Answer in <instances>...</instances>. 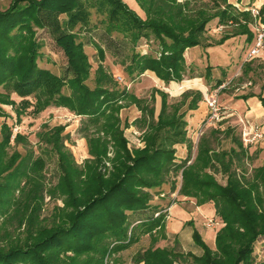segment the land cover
<instances>
[{"label": "trees", "instance_id": "1", "mask_svg": "<svg viewBox=\"0 0 264 264\" xmlns=\"http://www.w3.org/2000/svg\"><path fill=\"white\" fill-rule=\"evenodd\" d=\"M136 2L145 18L123 0H12L7 9L0 6V90L5 91L0 103L16 108L19 119L30 110L37 115L50 108L68 109L82 118L79 133L89 155L83 165L77 163L66 145L70 135L64 134L65 126L41 133L40 141L57 155L60 172L58 182L48 185L43 176L46 159L32 152L23 156L18 150L10 154L13 145L27 142L26 137L18 133L13 138L14 127L7 123L0 127V264H120L117 254L143 236H150L152 245L137 253L133 264H176L188 258L194 264L255 263V244L264 237V165L247 176V151L230 129L213 130L201 138L197 157L189 164L193 144L186 117L199 109L203 92L187 91L180 102L170 104L168 94L157 91L162 100L156 116L155 107L122 88L102 65L90 88L92 64L77 29L90 25L91 9H96L106 16L110 35H121L132 45L129 63L125 62L128 77L136 80L149 72L170 84L184 79L188 50L238 36L253 43L255 31L249 24L257 21L250 11L234 9L229 0H213V8L194 12L190 0ZM216 19L221 26H238L210 42L207 26ZM259 20L264 22V3ZM37 29L47 30L64 52L65 76L40 67L43 44ZM151 40L158 43V51H136L152 48ZM98 51L104 57L101 47ZM249 71L247 65L245 75ZM13 93L20 103L12 99ZM250 97H257L264 107L261 94L244 99ZM130 105L142 113L133 125L143 132L144 148H130L126 137L130 124H123L121 112ZM224 133L237 148L221 149ZM177 145H186L189 153L180 162ZM110 153L114 157H108ZM179 174L180 196L195 199L197 206L213 203L224 223L215 249L194 228L192 237L202 255L155 248L168 236L167 214L153 200ZM218 174L226 177L225 185L216 180ZM172 184L174 193L177 183ZM156 189L160 191L154 194ZM47 197L55 203L52 209H47ZM135 215L141 218L132 219Z\"/></svg>", "mask_w": 264, "mask_h": 264}, {"label": "rangeland", "instance_id": "2", "mask_svg": "<svg viewBox=\"0 0 264 264\" xmlns=\"http://www.w3.org/2000/svg\"><path fill=\"white\" fill-rule=\"evenodd\" d=\"M12 0H0V6L3 10L7 9ZM133 10H135L139 16L145 18L144 12L138 5L136 0H123ZM182 1V0H181ZM244 1V2H243ZM192 12L200 8H213V0H190ZM234 9L240 12H249L250 5L245 0H229ZM248 9V10H247ZM66 17L62 16L64 20ZM106 16L99 14L96 9H91L90 25L88 27H79V40L84 43L85 50L89 56V60L92 64V76L88 82L90 88L95 86V72L100 65L114 74L118 82L122 85V88L136 95L139 99L146 100V103L156 108V116L161 109V95L157 91H162L168 94V101L170 104L180 102L183 98V94L187 91L200 90L204 94V101L200 103L199 108H204L206 115L200 120L194 117V123L191 118L196 114V111H191L187 114V136L193 144L192 158L189 164L197 157L198 146L204 136L210 134L213 130H221L226 132L227 129L232 130L233 135L240 138V121L239 116H247L251 121L259 123L264 130V114L258 115L255 104L258 103L257 97H250V99H244V96L250 95H262L264 97V60H253L247 62V54L252 47L253 43L247 42L246 36H238L236 38H230L220 44H214L209 47H195L186 52L187 72L184 79L181 82H172L166 84L158 80L153 74L146 73L143 76L132 80L125 73L126 64L129 63V56L132 53V45L127 39L116 33L110 35L106 26ZM241 22L245 21L241 19ZM232 24V23H231ZM255 24V23H254ZM254 24H249L250 29L253 31ZM232 26H238L236 24L221 26L219 20H213L207 26L208 41H219L228 31L233 30ZM37 39L43 44L42 57L39 60V65L43 69L50 70L58 76H65L67 70V58L61 48L58 47L53 37L47 30L37 29ZM153 43V44H152ZM149 46L138 47L136 51H141L144 55L159 50L158 43L155 40H151ZM98 47H101L104 51V57L99 54ZM126 62V64H125ZM247 65H250V71L245 75V69ZM211 68V72L208 68ZM119 78L124 80L121 82ZM223 80L230 82L226 89L219 95V102L221 106L228 107L230 114H226V119L219 124L211 127H203V121L208 114V105L206 96H212L214 91L219 87L218 82ZM5 92L3 89L0 93ZM12 99L17 103L21 102V99L12 94ZM125 105V104H124ZM264 108V107H263ZM253 111L254 114L249 113ZM199 110V109H198ZM203 110V109H202ZM203 110V111H204ZM29 111L28 114L22 115L21 119L17 116L16 108L11 105H2L0 103V127L7 123L14 127V137L18 133L23 134L26 137V143L18 146L13 145L10 154H13L18 150L23 156L28 153H33L35 158L43 157L46 160V167L43 171L44 180L48 185H55L59 179L58 159L57 155L52 151H49L48 145L40 141V134L57 126H65L66 130L64 134L70 135L69 142L66 143L68 148L74 154L79 165H83L85 160L89 158L86 139L79 133V129L82 126V118L71 113L66 108H50L40 114L35 115ZM263 112V110H262ZM261 112V113H262ZM142 117V113L135 105H130L121 112V118L123 124L127 121L130 127L126 130V137L130 142V148H144L145 143L142 140L143 132L133 125L134 121ZM202 129L203 133L199 134ZM221 135V149L229 151L232 148H237L233 143L232 138H224ZM184 148V151L180 148ZM244 148L247 151L248 158L246 161V167L248 169L247 176L251 177L257 168L264 165V142L258 145ZM177 161H183L188 156V149L186 145L176 146ZM108 157H114L113 153H110ZM108 167L111 166L107 163ZM173 176V175H171ZM216 180L221 184H226V177L222 174L216 175ZM171 180L177 183V188L174 193H171L173 184L170 183L164 185L162 196H155L153 204L158 205L161 209H166L168 202L177 203L181 207H185L186 210H190L191 215H187L193 226L188 225L182 230L180 238H174L170 236L168 239H160L155 248H176L178 251L188 253H194L195 255H202V251L195 245L192 239V228L198 230L203 240L213 249H215V236L216 233L224 226L221 218L216 215V209L213 203H208L203 206H197L195 199L186 198L180 196L179 191L182 185V176L171 177ZM160 189H156L152 192L156 194ZM47 197V209H52L55 206L54 202L49 201ZM161 200V201H160ZM162 200H166L162 202ZM61 204V202H59ZM207 205H210L212 209L204 210ZM201 209H199V208ZM170 209L164 210V213L170 215ZM143 215V214H142ZM144 216V215H143ZM141 218L140 215H135L132 219ZM168 218H166L167 222ZM152 239L150 236H143L142 239L132 245L129 249L117 254V258L120 260V264H133L134 257L137 253L146 250L151 247ZM255 263L260 264L264 260V237L260 238L255 244L254 253ZM176 264H194L192 259L188 258L186 262H179Z\"/></svg>", "mask_w": 264, "mask_h": 264}, {"label": "built area", "instance_id": "3", "mask_svg": "<svg viewBox=\"0 0 264 264\" xmlns=\"http://www.w3.org/2000/svg\"><path fill=\"white\" fill-rule=\"evenodd\" d=\"M248 10V9H247ZM249 11L252 13L253 17L256 19L257 23L254 24L253 27L255 31V38L253 41V45L250 48L246 61L251 62L253 60H264V22L259 20L260 16V8L253 7L249 8ZM121 82L122 78H119ZM230 82L222 83L213 93L212 96L207 95V105H208V115L203 121V129L211 126H215L220 122L226 119V114L228 113V107H224L220 105L219 95L226 89ZM240 121V137L242 139L243 144L246 147H251L264 142V130L262 126L254 121H251L249 117L239 116ZM202 129L199 131V134H202Z\"/></svg>", "mask_w": 264, "mask_h": 264}, {"label": "crops", "instance_id": "4", "mask_svg": "<svg viewBox=\"0 0 264 264\" xmlns=\"http://www.w3.org/2000/svg\"><path fill=\"white\" fill-rule=\"evenodd\" d=\"M245 1H247V4L250 5V8H253V7L261 8L263 3H264V0H245ZM255 106H256L255 107L256 110L258 111V115L262 116L264 114V108H263L262 103L260 101H258V103L255 104ZM202 109L204 110V108H199V110H197L196 114H194V116L191 118V120H193L194 117L198 118L199 120L201 118H203V116L206 115V113H205L206 111L205 110L203 111ZM254 110L255 109H253L252 111H249V113L254 114L253 113ZM262 110H263V112H262ZM193 123H194V120H193ZM180 148L182 149V151H184V148H182L181 146H180ZM186 198L187 197H184V199H186ZM165 201L166 200H162V202H165ZM168 203L170 204L171 201ZM169 204L167 205L166 209L169 208ZM170 206H171V209H170V215L171 216L167 217L168 220L166 222V234H167L168 238H170V236H172L174 238H180L182 230H184L185 227L188 225V222H190L187 215H191V213H189L190 210L188 212V210H186L185 207L183 208L177 203H172V205H170ZM166 209H164V210H166ZM199 209H201V208H199ZM203 209L204 210L207 209V211L214 210L211 208L210 205H207ZM192 236H193V228H192ZM192 239H193V237H192ZM215 240H216V236H215ZM193 242H194V239H193Z\"/></svg>", "mask_w": 264, "mask_h": 264}]
</instances>
